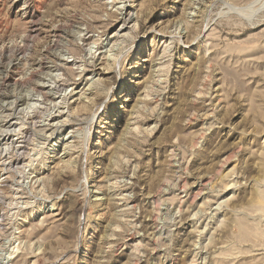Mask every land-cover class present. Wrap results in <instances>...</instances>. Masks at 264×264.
Segmentation results:
<instances>
[{
  "label": "rangeland",
  "instance_id": "rangeland-1",
  "mask_svg": "<svg viewBox=\"0 0 264 264\" xmlns=\"http://www.w3.org/2000/svg\"><path fill=\"white\" fill-rule=\"evenodd\" d=\"M0 264H264V0H0Z\"/></svg>",
  "mask_w": 264,
  "mask_h": 264
},
{
  "label": "bare ground",
  "instance_id": "bare-ground-1",
  "mask_svg": "<svg viewBox=\"0 0 264 264\" xmlns=\"http://www.w3.org/2000/svg\"><path fill=\"white\" fill-rule=\"evenodd\" d=\"M84 66H85V65H84ZM58 67H61V66H56V67H55V68H56L55 70L59 69ZM60 69H61V68H60ZM55 70H54V71H55ZM29 72H30V71H29ZM41 72H42V71H41ZM33 73H35V72L32 70L31 73H30V75L32 76ZM28 75H29V74H28ZM30 75H29V76H30ZM55 76H58V75H55ZM28 78H29V77H28ZM92 78H93V77H92ZM87 79H90V77L87 78ZM87 79H86V80H87ZM52 84H53V82H52ZM38 85H40V84H38ZM51 86H52V85H50V86H43V87L47 89V88H50ZM38 89H39V90H42L43 88H42V87H38ZM38 89H37V90H38ZM37 90H36V91H37ZM39 93H40V92H39ZM49 93H50V92H49ZM42 94H43V93H42ZM45 95H47V94L45 93ZM49 95H50V94H49ZM27 114H28V113H27ZM20 124H21V123H20ZM57 124H58V123H57ZM52 125H53V124H52ZM46 126H47V125H46ZM19 130H20V129H19ZM13 253H14V252H13ZM8 259H11V258H8Z\"/></svg>",
  "mask_w": 264,
  "mask_h": 264
}]
</instances>
